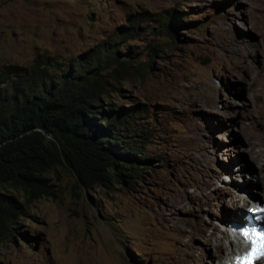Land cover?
<instances>
[{
    "label": "rangeland",
    "instance_id": "1",
    "mask_svg": "<svg viewBox=\"0 0 264 264\" xmlns=\"http://www.w3.org/2000/svg\"><path fill=\"white\" fill-rule=\"evenodd\" d=\"M128 22L109 101L133 109L123 142L146 160L139 176L86 190L46 173L54 195L0 239V264H220L227 222L264 203V0H0V73L86 57Z\"/></svg>",
    "mask_w": 264,
    "mask_h": 264
},
{
    "label": "trees",
    "instance_id": "2",
    "mask_svg": "<svg viewBox=\"0 0 264 264\" xmlns=\"http://www.w3.org/2000/svg\"><path fill=\"white\" fill-rule=\"evenodd\" d=\"M170 17L165 24L173 31ZM120 29L108 47L86 57L8 66L0 73L1 240H12L29 204L54 195L50 171L67 169L86 190L110 177L119 180L123 171L139 176L146 160L134 157L135 145L123 142L133 109H115L109 101L126 71L113 67L125 66L119 43L138 35L130 22ZM123 54L135 55L130 48ZM149 67L145 63L141 70ZM7 188L21 190L25 200Z\"/></svg>",
    "mask_w": 264,
    "mask_h": 264
},
{
    "label": "clouds",
    "instance_id": "3",
    "mask_svg": "<svg viewBox=\"0 0 264 264\" xmlns=\"http://www.w3.org/2000/svg\"><path fill=\"white\" fill-rule=\"evenodd\" d=\"M258 209H259V210H258ZM260 213H261V214H260ZM256 214H258L259 216L262 217V220L259 221V222H257V223H258L259 225L264 226V203H259V202H257V203L252 202V203L249 205V207L247 208V210H246V212H245V214H244V216H243V220H242L243 222H242V221H241V222L230 221V222L227 224V228H228V229H227V233H228L229 235L234 236L237 240L240 241L241 245H243V246L240 247V248H241L240 252H238V253H236V254H239V253H241V252H245V251H247V250L249 249V247L251 246V243H250V242L248 243V240L246 241L245 236L243 235V234H244V232H243V228H244V227L246 226V224H247V217H248V216H252V218H254ZM240 230H241L242 234L239 233ZM239 234H240V235H239ZM250 241H251V240H250ZM236 254H235V255H236ZM235 255H233V256L231 257V259L228 260V261L226 262V264L229 263V262H231L232 258H233ZM259 261H261V260H259ZM259 261H257V262H259ZM263 261H264V260H263Z\"/></svg>",
    "mask_w": 264,
    "mask_h": 264
},
{
    "label": "bare ground",
    "instance_id": "4",
    "mask_svg": "<svg viewBox=\"0 0 264 264\" xmlns=\"http://www.w3.org/2000/svg\"><path fill=\"white\" fill-rule=\"evenodd\" d=\"M253 147V146H252ZM251 147V148H252ZM256 147V146H255ZM255 147H253V149L252 150H254L255 149ZM259 149V148H258ZM256 150V149H255ZM264 152V151H263ZM252 154H253V156H254V158L259 162V164H260V166H262L263 168H264V154H262V153H259V150H258V152H255V151H252ZM261 168V167H260ZM261 170V169H260ZM261 174H262V177L264 176V171L263 172H261ZM264 179V178H263ZM262 179V180H263ZM264 182V181H263ZM262 181H261V185L264 187V185L262 184L263 183ZM256 196H254V198L253 199H251V200H253L252 202H254V203H257V199L255 198ZM257 200V201H256ZM259 202V201H258ZM239 209V208H238ZM243 222V221H242ZM229 223V221L227 222V224ZM230 237H231V240H234L235 242H236V244H231V248H230V250H229V252L227 253V255H225L226 256V259L224 260V261H222V259L224 258V254H226V253H224V251L222 250V248H221V250L220 251H218V257H219V261H220V264H226V262L228 261V260H230L231 259V257L233 256V255H235L236 253H238V252H240V250H241V246H243V245H241V243H240V241L239 240H237L234 236H232V235H230ZM232 237H234V238H232ZM230 245V244H229ZM227 256H228V258H227Z\"/></svg>",
    "mask_w": 264,
    "mask_h": 264
},
{
    "label": "snow or ice",
    "instance_id": "5",
    "mask_svg": "<svg viewBox=\"0 0 264 264\" xmlns=\"http://www.w3.org/2000/svg\"><path fill=\"white\" fill-rule=\"evenodd\" d=\"M258 210H259V209H258ZM243 235L245 236L246 241L249 240V239H251V234H249V233H244ZM260 239H261V240H264V236H262ZM249 255H251V254H249ZM245 259H246V258H245ZM238 264H240L239 261H238Z\"/></svg>",
    "mask_w": 264,
    "mask_h": 264
},
{
    "label": "flooded vegetation",
    "instance_id": "6",
    "mask_svg": "<svg viewBox=\"0 0 264 264\" xmlns=\"http://www.w3.org/2000/svg\"><path fill=\"white\" fill-rule=\"evenodd\" d=\"M256 264H264V261L261 260V261L257 262Z\"/></svg>",
    "mask_w": 264,
    "mask_h": 264
}]
</instances>
